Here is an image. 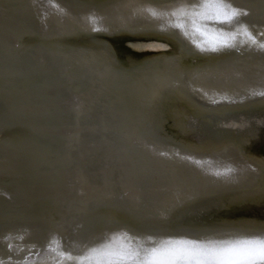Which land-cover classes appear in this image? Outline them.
<instances>
[{
	"label": "bare ground",
	"instance_id": "1",
	"mask_svg": "<svg viewBox=\"0 0 264 264\" xmlns=\"http://www.w3.org/2000/svg\"><path fill=\"white\" fill-rule=\"evenodd\" d=\"M223 2L0 0V262L264 236V0Z\"/></svg>",
	"mask_w": 264,
	"mask_h": 264
},
{
	"label": "snow or ice",
	"instance_id": "2",
	"mask_svg": "<svg viewBox=\"0 0 264 264\" xmlns=\"http://www.w3.org/2000/svg\"><path fill=\"white\" fill-rule=\"evenodd\" d=\"M203 11L193 12V27L201 35H207L195 18L231 23L246 13L227 5L223 0H204ZM156 15L155 12L152 13ZM183 27V25H177ZM99 31V29H94ZM245 34L251 36L245 27ZM253 42L255 38L252 37ZM220 43L231 46L227 39ZM203 47V45H200ZM215 49L216 44L212 45ZM264 47V45H261ZM264 95V93H262ZM232 169H226L230 172ZM220 174V173H217ZM126 235V234H124ZM154 246L136 247L130 242L113 236L103 246L90 249L87 257H82L80 264L87 259L89 264H264V236L201 242L185 238H167L153 242ZM64 255L63 252L60 253ZM3 264V262H0Z\"/></svg>",
	"mask_w": 264,
	"mask_h": 264
},
{
	"label": "water",
	"instance_id": "3",
	"mask_svg": "<svg viewBox=\"0 0 264 264\" xmlns=\"http://www.w3.org/2000/svg\"><path fill=\"white\" fill-rule=\"evenodd\" d=\"M37 241V240H36ZM34 243H37V244H39L38 246H39V248H41L42 250H47V251H51V252H54V248L52 249L48 244H46V243H44V242H34Z\"/></svg>",
	"mask_w": 264,
	"mask_h": 264
}]
</instances>
